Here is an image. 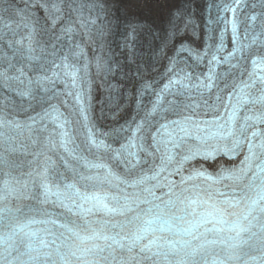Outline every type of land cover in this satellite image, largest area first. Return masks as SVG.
I'll return each mask as SVG.
<instances>
[{
    "label": "snow or ice",
    "instance_id": "obj_1",
    "mask_svg": "<svg viewBox=\"0 0 264 264\" xmlns=\"http://www.w3.org/2000/svg\"><path fill=\"white\" fill-rule=\"evenodd\" d=\"M239 3V0H237ZM32 7L44 8L47 10L49 16L46 19L50 18V23L53 25L56 22V17L60 14L61 9L55 4L52 3L51 0H44L43 3H37L33 5L31 0H28V3L25 4L23 14L25 22L23 26L27 29L31 27V31L29 32V40L32 39L33 33L36 31L35 25L39 24V21H35L27 11ZM183 19V16L180 17ZM252 20H255L256 17H251ZM5 27H9L5 25ZM20 27V25H17ZM70 31V29H65V33ZM233 31H235V24L233 23ZM14 34V33H13ZM57 40L59 37H55ZM20 41H12L7 44V47H14L15 44H19ZM35 49L31 47L29 44L28 52L33 53ZM237 51H242L241 49H237ZM17 62H20L24 59L22 55H20L19 51L16 52ZM230 55H232L230 53ZM29 60H37L35 56L29 55L27 57ZM215 60V57H213ZM253 67H260L264 65V59H260L259 57L251 60ZM67 67V65H65ZM35 71H45V68L42 63L37 62L33 66ZM8 69L15 70V64L11 61H8ZM55 75V73H54ZM74 75V73H73ZM249 79L247 81L242 80L240 82V91L237 93L236 101L237 105L242 106L243 104L251 103L253 105L260 104L264 106V76L257 77L253 79V73H247ZM50 79L47 76L42 78H38L36 83L39 84L43 80ZM257 80H259L260 92L261 95L257 97H253L249 99V97L245 94V89L257 88ZM74 82V81H73ZM171 83H179V81L171 82ZM211 79L209 78V83L205 85V87L210 88ZM168 86H166L167 88ZM29 92H21L20 95L23 97L25 95H29ZM231 99V94H230ZM179 107V105H177ZM235 106L233 108V112L229 117V122L231 123L235 117ZM39 119L43 121L44 119H51L53 123H58V126L63 129L64 123H59L60 114L57 109L53 106L51 112H45L43 116H40ZM187 119V118H186ZM246 121H251L246 126H241L240 134L243 135L249 129H253L256 123L264 125V111L260 112L259 115L249 116L245 118ZM36 120L33 118V123ZM4 123L0 121V124ZM8 123H11L10 121ZM172 124L177 125L179 131L184 133V136L189 135V132L186 128L180 127V122L173 121ZM19 125H17L18 127ZM162 128L167 131L168 125H161ZM199 128V125H196ZM224 125H218L217 131L215 133H207L203 137H198L201 143H206V141L212 136H219L221 138L231 137L232 147L227 149V152L234 153L237 149H240L243 145L247 146V150L249 155L245 157V162H249L253 158H260L264 156V134L260 131L253 130L251 131V138L245 137L244 139H240L237 137L236 132L229 128L227 132L222 131ZM139 126L137 127V131H139ZM61 137L67 136L66 132L60 133ZM160 135L159 130L157 133L151 135V144L149 147L152 149L151 152H148L149 155L154 153L160 154V164L163 167L171 164L175 157L172 155V151L174 149H180L182 144L184 143L183 137L180 139H176L173 134H169L167 139L158 138ZM253 139H256L257 142L253 143ZM91 143L96 145L97 147L102 146V144H97L96 141L92 140ZM171 144V147H169ZM60 147L64 148L66 152L69 150L65 143L61 142ZM135 147L133 143H129L128 145L122 146L120 152H117V156L121 155L122 152H127L129 148ZM257 150H259V156L257 154ZM141 151H147L146 149L141 147ZM216 149L201 151L200 148L192 149L189 148L187 150V154L182 155L178 163L183 164L185 161H189L193 159L197 155H202L205 158H214L216 154ZM131 156H136L135 152H128ZM74 159H77L74 157ZM79 161H82L83 167L85 169H98L102 167H106L105 165L93 164L83 157L78 158ZM65 165H67V161H63ZM0 164H7V161L0 158ZM259 168V173H253L252 179L246 185V190L255 193V198H252L248 202V213L244 216V219L247 220L248 216L252 214V212L259 210L260 213H264V166L257 165ZM75 171V170H73ZM247 174L245 169H240L238 172L236 171H225L222 170L221 174H218V177L214 178L210 175H206L204 171L196 170L193 176L187 177L188 180H192L196 177H203L206 180H213L214 182L223 181L225 179H235L240 180ZM38 175L44 181L39 185L38 195L34 197L35 199L39 198V189H43L42 195L44 197L43 202H47L49 196H56L61 200V206L66 207L68 213L73 212V208H75L80 215L84 214H92L95 212H103L109 215L118 214L124 216L127 212H131L132 209L128 207V198H124V205H120L117 197L113 196L111 199L117 201V206H110L107 202L109 197L108 195L101 194L100 192H88L81 191V188L87 189L89 182L98 181L100 184L111 183L109 180V176L112 175L109 172L103 178L97 175H84L82 173H76L78 182H82L80 187L77 186V183H69V184H57L55 183L56 179H59V174L52 172L51 175L54 177L52 181V186L49 185V168L45 167L42 172L38 173ZM154 178V177H153ZM259 183H256V181ZM139 183H143V181H139ZM53 187H55V191H53ZM95 187V185H93ZM145 191L150 190L145 189ZM4 192L5 195L0 196V200H7V196L11 194V190L8 186V181H4ZM64 200L70 202L69 205H65L63 203ZM135 203V201H133ZM144 203H149V201H144ZM171 203V202H170ZM191 203H195L192 201ZM223 203H229V201L225 200ZM239 203V201H236ZM85 205H90L89 207H85ZM156 209V214L153 215L152 219L143 220L140 214H136L132 216L130 219L126 218L127 225H139L135 228V231L125 232L126 224L124 222L110 224L108 221H98L100 224L99 229L92 228L91 223H88L84 230L91 231V235L81 237L77 231L74 230V227H69V224L74 225V221L69 220L67 223H63L59 225V228L65 229L71 236H75L83 242L84 240H96L103 241V245L97 243L94 244L91 248H80L77 247L75 250L73 249L71 240V236H65V232H52L50 229H32L31 225L33 224H56V221H37L35 219H27L26 222H20L17 214L26 215L21 209L17 208L15 210L9 209L7 207L0 209V245H3L2 249H0V264H57V260L60 261V264H70V259L75 258L76 260L85 261V264H100V261H103L104 264H122V257L117 255V250H120L121 253L128 252L131 253L133 250H138V255L145 261H152V264H157V261H162L163 264H232L234 261H238L240 257L236 255V249L240 245L249 244V241L256 234L251 233L248 239H243L241 237L242 233H247L250 231V227L252 221L249 220V227L242 226L239 222L233 223L230 225V230L235 231L234 237H229V240L224 239H204L201 243L193 244L194 240H198L199 237L192 236V240H174V239H164L160 237L149 238V233L155 232V229L152 228V225L155 223H160L161 231H171L170 221L162 220L160 213L159 205L154 206ZM31 210H29V213ZM153 209L149 208L146 215L152 214ZM215 213V214H214ZM211 217V219H209ZM252 219H256L255 216ZM199 223L207 224L213 223L212 228H206V233H216L219 234L223 232L224 229L216 228L215 224H225L227 221L223 218V210L219 208H214V212H208L206 215L202 216ZM167 226V227H166ZM198 226V225H197ZM119 228L120 231L115 232L113 235L107 234L109 229ZM261 230L264 231V224L261 225ZM185 234L191 235L190 229H184ZM43 233V235L41 234ZM202 236L204 234H201ZM47 237H52L48 239ZM147 239V243L144 241ZM59 241V243H57ZM232 241V242H229ZM224 245L225 247L221 250V253H214L211 261L209 262L207 259L208 249L206 246L212 245ZM251 247L252 245L249 244ZM23 249V251H21ZM77 252L80 255H77ZM107 253V255H105ZM221 255L223 258H221ZM27 257V260H22L21 257ZM93 256L98 257L97 260H86V257ZM246 264V262H245Z\"/></svg>",
    "mask_w": 264,
    "mask_h": 264
},
{
    "label": "bare ground",
    "instance_id": "obj_2",
    "mask_svg": "<svg viewBox=\"0 0 264 264\" xmlns=\"http://www.w3.org/2000/svg\"><path fill=\"white\" fill-rule=\"evenodd\" d=\"M112 4L115 10H119L124 14H135L139 17L150 20L149 24L153 27L160 25L163 19L168 15L170 9L174 7V4L178 0H107ZM40 32H47V26H41L37 28ZM128 53V52H127ZM132 62L127 65V71L124 75H127L128 81L123 82L121 85H117L119 88V96L115 99L118 103H121L122 109H128L126 90L129 83L132 81L131 72L142 69V60L133 53H128ZM93 67H97L98 63L94 57ZM120 82V81H119ZM96 84V82H95ZM126 85V86H125ZM112 110L118 111L115 106ZM119 113V111L117 112Z\"/></svg>",
    "mask_w": 264,
    "mask_h": 264
}]
</instances>
